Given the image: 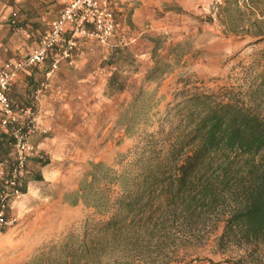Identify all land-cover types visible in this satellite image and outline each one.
Here are the masks:
<instances>
[{"label":"rangeland","instance_id":"rangeland-1","mask_svg":"<svg viewBox=\"0 0 264 264\" xmlns=\"http://www.w3.org/2000/svg\"><path fill=\"white\" fill-rule=\"evenodd\" d=\"M115 19L107 45L80 39L75 64L61 62L38 87L39 133L31 136L39 147L30 136V157L47 164L29 161L28 175L39 171L42 178L9 202L0 264H264V243L221 237L234 205L229 196L207 206L197 197L186 209L183 195L153 184L134 214L114 203L142 190L141 177L126 173L138 170L131 165L135 148L183 87L233 88L264 118V88L256 90L264 69V0H121ZM116 44L128 54L109 64ZM156 66L161 70L150 73ZM114 71L126 86L109 95ZM140 88L144 95L130 107ZM259 156L264 167V152ZM96 163L105 166L93 180ZM199 185L195 180L194 189ZM81 187L97 207L83 203ZM112 217L125 219L105 225Z\"/></svg>","mask_w":264,"mask_h":264},{"label":"trees","instance_id":"trees-1","mask_svg":"<svg viewBox=\"0 0 264 264\" xmlns=\"http://www.w3.org/2000/svg\"><path fill=\"white\" fill-rule=\"evenodd\" d=\"M127 54L123 46L114 45L109 64H116ZM160 70L161 67L156 66L150 73ZM118 78V71L110 75L107 85L109 95L125 89V83ZM151 78L153 75L149 74L148 80ZM256 88H264V69L258 75ZM142 95L144 90L140 88L130 107ZM18 124L26 129L31 125V116L19 118ZM11 143V127H8L0 134V161L9 155ZM262 152L264 118L233 88L206 91L185 86L177 91L174 102L158 118L156 131L146 133L135 148V159L131 165L138 170L126 173L141 177L144 184L142 190L134 195L125 192L114 203L126 214H134L143 205L144 194L151 190L153 184L162 186V193L183 195L186 209L196 205L197 197L202 205L207 206L225 201L229 196L234 205L225 217L221 237L227 236L237 245L264 243V167L257 160ZM29 161L39 167L47 164L38 158L28 157L26 167ZM104 166L103 163L93 164L89 171L93 180L97 179L98 169ZM26 167L15 185H5L0 181V208L4 206L5 221H8L7 210L10 200L16 197L15 192L23 195L28 181L42 178L39 171L28 175ZM105 169L111 171L107 167ZM195 180L200 182L196 190L193 187ZM80 189L83 191L78 193L83 203L97 207L94 202L88 204L86 187ZM104 198L108 200L107 196ZM78 201L76 198L71 204L76 205ZM124 219L112 217L105 225H117Z\"/></svg>","mask_w":264,"mask_h":264},{"label":"built area","instance_id":"built-area-1","mask_svg":"<svg viewBox=\"0 0 264 264\" xmlns=\"http://www.w3.org/2000/svg\"><path fill=\"white\" fill-rule=\"evenodd\" d=\"M121 0H64V6L58 19L48 25L38 45L25 57L16 61H7L0 66V131L11 127V151L8 157L0 161V181L13 186L23 176L28 157L34 154V146L29 141L35 130V116L31 110H14L8 100V92L19 72L43 63L51 57L47 76L58 69L61 62L73 66L79 40L94 39L101 45H107L116 28L115 10ZM13 14L12 24H15ZM31 116V125L23 128L19 125L20 114ZM9 167V173L7 172ZM5 196L8 193L3 192ZM15 196L19 195L15 192ZM4 206L0 208V226L4 220Z\"/></svg>","mask_w":264,"mask_h":264},{"label":"crops","instance_id":"crops-1","mask_svg":"<svg viewBox=\"0 0 264 264\" xmlns=\"http://www.w3.org/2000/svg\"><path fill=\"white\" fill-rule=\"evenodd\" d=\"M63 6L64 0H0V66L7 61L22 59L29 51L35 49L48 25L58 19ZM14 13L16 23L12 24ZM50 64L51 57L41 64L19 72L8 92V100L14 110L28 109L34 115L38 112L34 130L38 133L41 112L39 103L42 101L39 99L38 87L43 84ZM61 71L66 72L65 68ZM24 116V113L20 114V118ZM4 131L5 129L1 130L0 134ZM31 137L32 140L35 139V136ZM34 142H37L39 147V137ZM28 183L38 181L31 180Z\"/></svg>","mask_w":264,"mask_h":264}]
</instances>
